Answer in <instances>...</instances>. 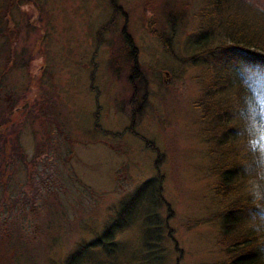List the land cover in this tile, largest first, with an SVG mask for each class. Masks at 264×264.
Returning a JSON list of instances; mask_svg holds the SVG:
<instances>
[{
    "label": "rangeland",
    "instance_id": "374dc122",
    "mask_svg": "<svg viewBox=\"0 0 264 264\" xmlns=\"http://www.w3.org/2000/svg\"><path fill=\"white\" fill-rule=\"evenodd\" d=\"M201 1L0 0V264H63L147 181L161 198L115 231L111 258L88 248L79 264H227L221 211L241 194L264 213L261 172L250 159L234 192L214 191L194 105L215 72L264 112V68L193 47ZM243 1L264 18V0Z\"/></svg>",
    "mask_w": 264,
    "mask_h": 264
},
{
    "label": "trees",
    "instance_id": "16d2710c",
    "mask_svg": "<svg viewBox=\"0 0 264 264\" xmlns=\"http://www.w3.org/2000/svg\"><path fill=\"white\" fill-rule=\"evenodd\" d=\"M201 4L203 25L200 29L203 33L197 35L193 47L204 51L209 44L216 43L218 49L215 50L241 51L245 56L242 58L244 63L264 68L262 13L249 8L243 0H202ZM124 44L128 45L129 51V40L125 39ZM129 54L134 63L132 48ZM202 82L204 87L194 106L199 118L207 123L208 140L218 150L210 165L218 180L214 191L234 192L248 175L247 164L252 159L260 168L256 187L264 205V112L256 105L253 94L240 82L233 85L215 72L206 75ZM1 165L4 168L5 163ZM149 185L147 181L138 187L107 222L101 234L78 247L63 264H79L88 248H101L108 254L107 258H111V253L118 248L113 242L115 231L129 225L143 201L148 203L154 198V204L156 198H161L160 186ZM245 198L240 194L233 203L224 205L220 214L221 233L231 240L226 248L230 253L227 264H264V213L251 206L249 197ZM250 216L256 217L253 225L247 221Z\"/></svg>",
    "mask_w": 264,
    "mask_h": 264
},
{
    "label": "flooded vegetation",
    "instance_id": "af4514ba",
    "mask_svg": "<svg viewBox=\"0 0 264 264\" xmlns=\"http://www.w3.org/2000/svg\"><path fill=\"white\" fill-rule=\"evenodd\" d=\"M11 62V60L8 62V64ZM37 64L39 63L38 61L36 62ZM39 68H41L42 69V66L41 65H39L38 66ZM38 70V69H37ZM1 89V88H0Z\"/></svg>",
    "mask_w": 264,
    "mask_h": 264
}]
</instances>
